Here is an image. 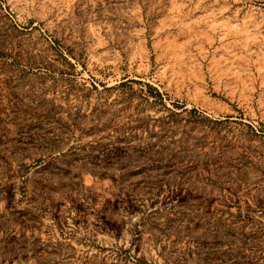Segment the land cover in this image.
Wrapping results in <instances>:
<instances>
[{"label": "rangeland", "instance_id": "rangeland-1", "mask_svg": "<svg viewBox=\"0 0 264 264\" xmlns=\"http://www.w3.org/2000/svg\"><path fill=\"white\" fill-rule=\"evenodd\" d=\"M0 264H264V0H0Z\"/></svg>", "mask_w": 264, "mask_h": 264}]
</instances>
